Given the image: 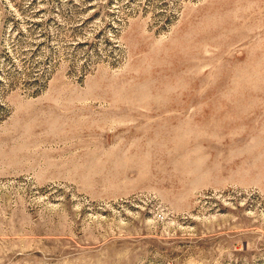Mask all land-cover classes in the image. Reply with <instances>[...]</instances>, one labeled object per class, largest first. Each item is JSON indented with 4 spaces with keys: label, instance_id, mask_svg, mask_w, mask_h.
Returning a JSON list of instances; mask_svg holds the SVG:
<instances>
[{
    "label": "rangeland",
    "instance_id": "rangeland-1",
    "mask_svg": "<svg viewBox=\"0 0 264 264\" xmlns=\"http://www.w3.org/2000/svg\"><path fill=\"white\" fill-rule=\"evenodd\" d=\"M0 264H264V0H0Z\"/></svg>",
    "mask_w": 264,
    "mask_h": 264
}]
</instances>
